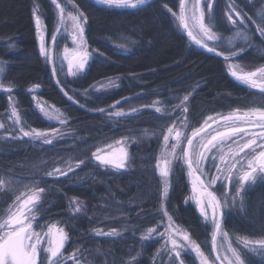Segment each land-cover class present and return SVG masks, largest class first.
<instances>
[{
    "label": "trees",
    "instance_id": "obj_1",
    "mask_svg": "<svg viewBox=\"0 0 264 264\" xmlns=\"http://www.w3.org/2000/svg\"><path fill=\"white\" fill-rule=\"evenodd\" d=\"M179 1L151 0L133 9L109 8L93 0H60L67 9L74 7L88 17L86 38L92 53L88 68L75 79L60 78L67 84L65 91L74 95L73 103L40 55L33 9L39 8L52 31L51 0H0L1 82L13 89L22 126L26 130L51 128L35 110L29 92L38 85L40 97L68 120L69 133L55 144L7 133L9 99L0 94V220L17 196L45 188L37 221L42 226L59 225L69 233L62 264H173L165 255L157 259V240L143 238L149 230L163 226L164 207L178 227L206 254L211 253L210 227L187 201L190 187L185 166L177 164L173 169L164 201L157 169L163 137L180 122L194 131L210 116L264 110V92L231 77L222 56L190 43L168 11H176ZM231 3L256 21L245 20L252 47L235 36L236 25L228 20L229 14L236 19ZM262 10L264 0H214L212 15L219 30L215 32L223 37L219 51L229 53L231 44L237 49L242 46L245 51L237 56L238 62L250 68L264 66V38L257 31ZM105 80L117 81L115 89L101 94L91 91ZM189 93L188 112L182 113L176 97L182 99ZM111 107L128 113L111 116L96 111ZM118 141L129 145L125 171L106 168L93 155ZM57 168L68 175H48ZM242 196L244 207L227 211L224 230L234 239L264 238V183L248 187ZM73 198L80 201L81 213L71 211ZM113 229L116 235L95 234ZM246 254L251 264H264L251 252ZM182 258L186 264H196L188 254Z\"/></svg>",
    "mask_w": 264,
    "mask_h": 264
},
{
    "label": "snow or ice",
    "instance_id": "obj_2",
    "mask_svg": "<svg viewBox=\"0 0 264 264\" xmlns=\"http://www.w3.org/2000/svg\"><path fill=\"white\" fill-rule=\"evenodd\" d=\"M151 0H95V3L101 6L106 7H117V8H139L143 7L146 4H149ZM51 4L55 6L57 10L58 24L64 25L65 20L70 19L72 21L71 32L73 43H78V46L82 49L73 59L68 60V73L70 75H77V73L83 72L86 66L89 63V56L91 55L86 49H84V32L85 25L88 22V17L85 16L84 12L77 9V14H68L65 16V8L62 6L58 0H51ZM199 0H196V3L193 4L191 10V16H186L185 0H180L181 13L173 12L171 8H168L169 12H172V15L178 19L181 23V26L184 29H189V24L187 21L190 19L193 21V27L198 28V35H194L192 30H188L187 35L191 37L197 45L201 48H206L208 52L216 51L215 47L209 46L205 43V40H212L214 38L213 32L219 31L215 28L214 18L212 15L213 8L212 3L208 2L206 4L207 15H208V24L204 23L205 19V10L198 7ZM229 8L232 12H235L236 19H233L231 14L228 15V20L231 21L233 25H236L235 36L236 38L243 39L247 47H252V37L247 32V25L245 20L252 21L256 23L252 17H249L247 13H244L242 9L238 7L236 3H231ZM33 16L35 19V24L37 26L38 33L41 31V16L38 14V9L34 7ZM239 21V24H237ZM257 31L260 36L264 38V10L260 13V23L257 25ZM198 36L200 38H198ZM53 41L56 40V36L51 37ZM223 39V37H221ZM41 47L40 55L45 57L46 60L52 62L51 57L49 56L48 50L46 49L43 43V37H41ZM95 51V50H93ZM245 51V47L233 48L229 50V55L225 57L226 60L233 57H237L240 53ZM67 52V48H65ZM217 55H221L222 52H217ZM103 55V53H100ZM67 59V56H65ZM233 65H229L230 74L237 81L247 84L250 87H259L261 92H264V83L258 84L256 77H264V66L258 67L255 71H248L238 74L237 71L232 70ZM63 71V68L60 69ZM4 69L0 68V73H3ZM53 77L58 75V71L55 67L52 70ZM56 83L58 85H63L61 91L64 92V95L67 96L68 100L76 103L74 95H70L68 91H65L67 84L63 81L57 79ZM0 87H3L0 84ZM38 87V85H37ZM4 91L11 92L12 88L4 87ZM31 91V89H30ZM191 93L186 94L181 99L176 97V107L180 109L182 113L188 112V101ZM35 99V97H33ZM11 100V97H10ZM116 103H120L117 101ZM83 106V105H82ZM41 112H44V108L41 107ZM96 111L106 113L104 108H97ZM137 109H132V112H136ZM157 112H160V108H156ZM107 115H124L122 112H112L106 113ZM12 115L17 116L16 108L13 106ZM45 115L49 119H52L48 113L45 112ZM253 117H256L253 119ZM226 123L224 130L217 131L214 135H210V138H201L198 144H193V138L198 136L203 128L195 129L191 137L184 136L181 139V133L177 131L174 137V143L169 144L171 134L173 133V128H168V135H164V147L169 150L168 154L173 160L182 161L187 165L188 175L191 179V191L193 193L191 199L195 202L196 206L200 210L201 216L204 217L205 221H208L209 212L211 210V220L210 224L214 229L213 234V243L215 246V233L222 231V219L228 214L227 210L229 207H235L237 198L240 199L241 208L243 205V196L242 193L246 190L247 186H254L257 182L264 183V110L252 109L248 112H243L241 114H229L226 117H221ZM208 120H213V117H208ZM17 123L20 122L19 116H17ZM66 121L61 119L60 123L63 124ZM227 122H233L228 124ZM243 122L245 125H251L253 127L259 128V132H246L245 128L241 126L240 123ZM205 124H208V121H205ZM2 127V125H0ZM23 136L30 137L33 140L41 139L43 144H51L52 139L48 138L49 133L37 130L36 128H31L30 130L25 131L21 128ZM58 131L54 129L53 133ZM239 133H244L245 136H251V139H244L243 143L239 140H234L233 143L236 144V148H229L230 154L233 156L231 162H228L225 159L224 155L219 157L220 162L224 167H220L215 163L216 155L213 153V149L217 148V141H225L232 139L234 135ZM243 139V138H241ZM186 142L187 149L182 147ZM179 149V152L177 151ZM245 149H250V152H245ZM222 151V150H221ZM244 153V156L240 159L235 157L239 156L240 153ZM121 156L119 159H110L108 156H98L96 153H93L96 160L103 166L111 165L114 169H123L126 167L128 162V152L126 149H120ZM208 153H213L209 157ZM211 160V165L209 169L205 170L203 167L205 160ZM168 161L166 160V163ZM80 163H83L81 161ZM239 165V167H237ZM159 168V164H157ZM216 169L217 175L211 174V168ZM72 169L69 168V171ZM171 169L163 168L160 170V175L165 178V197L167 196V178L170 175ZM60 174L67 176V171H62L57 168L54 172H49L48 175L52 176L54 174ZM217 181H220L223 189L226 190L229 184L234 185V195L229 198L224 194V191L221 188H218ZM3 181H0L2 184ZM45 188L40 187L38 192H33L31 195H28L26 199L21 202L20 196L16 197V202L13 205L9 206L7 217L0 220V264H62V260L58 257L62 256V249L66 241L69 239V233L65 231L63 227H57L56 224H51L47 226H42L38 222L36 224L37 228H40V231H36L33 228V221L36 220V212H39L38 201L41 199L40 193H45ZM219 193V195H218ZM231 201V204H230ZM70 205H74L71 208V211L74 213L81 212V203L76 198H73L70 201ZM30 213V215H29ZM165 215H168V212L165 210ZM169 221L172 220V217L168 215ZM44 227H47V231H44ZM155 229L149 230V234L145 235L144 239H149L152 232ZM179 229H173L171 224L166 230L168 241H170L172 247L170 250L165 249L166 251H171L174 253L173 264L176 260H179V264H186L185 259L182 258V252L187 251L189 247L194 251L198 256H203L201 249L198 245L190 241L189 235L187 232L180 233L182 239L188 243L181 244L178 243L176 237ZM96 235H105L112 236L116 235V230L113 229L112 232H101L96 231ZM227 237L228 233H223ZM160 236H164L165 233H158ZM44 237H47L45 243ZM239 243L243 245V248L247 249L249 252L257 256L262 262H264V238L257 240L249 239L248 237H237ZM227 251L231 253V258H229V264H251L250 258L246 253L242 252L239 249L233 248L230 244L227 248ZM44 254L43 256L41 254ZM220 258L219 256L217 257Z\"/></svg>",
    "mask_w": 264,
    "mask_h": 264
},
{
    "label": "rangeland",
    "instance_id": "obj_3",
    "mask_svg": "<svg viewBox=\"0 0 264 264\" xmlns=\"http://www.w3.org/2000/svg\"><path fill=\"white\" fill-rule=\"evenodd\" d=\"M93 1H95V0H93ZM58 2H60V0H58ZM208 2L212 3V8H213L214 0H199V5H198V7L200 9H204L205 10L204 23L206 25L209 22L208 21V15H207V9H206V4ZM195 3H196V0H185V8H186L185 15L186 16H189V17L191 16L192 6ZM35 8L38 9V14L41 16V20H42L41 31L39 33L37 31V26L35 24L39 46L41 47V43H42L41 37H43V43H44L46 49L48 50V53H49V56L51 57L52 62H49L43 56H42V58L46 62V64H48V66L51 68V70H53V67H55L57 69L58 75L55 77L56 81H57V79L60 80V78H64V77H68L70 79H75V78L85 74V72H86V70L88 68V65H89V63H90V61L92 59V53L90 52V49H89V46H88V43H87V38H86V25L84 26L85 27V32H84L83 41H84V49H86L91 54L89 56V63L86 66V68H85V70L83 72L77 73V75L73 76V75H70L68 73V60L73 59L80 51H82V49L78 46V43H73L72 32H71L72 21L70 19L66 18L65 24L64 25H59L58 24V17H57V10L55 9V6H54L55 24H54L53 30L49 31L48 26L45 23V19H44L43 14L40 12V10H39V8L37 6H35ZM64 8H65V16L66 17H67L68 14H77V10L74 7H73V9L71 8V10L67 9L66 7H64ZM113 8H117V7H113ZM173 12L177 13V15H179L181 13L180 1H179V5H178L177 10L173 11ZM170 14H171V16H172L177 28L180 30V32H182L187 37V39L190 41V43L192 45L199 46V45H197L195 43V41L191 37H189L187 35L188 30H192L194 35H198V33H199L198 28H194L193 27V21H191L189 19L187 21V23L189 24V29H184L181 26L180 21L178 19H176L172 15V12H170ZM34 21H35V19H34ZM230 23H231V21H230ZM53 35L56 36V40L55 41H53L51 39V37ZM213 36H214V38L212 40H205V43H207L209 46L215 47L216 51L211 52V53L212 54H216L217 52H220L219 51V49H220L219 45L221 43V39H220L219 35L215 31L213 32ZM198 38H200V37L198 36ZM231 46L234 48L233 44H231ZM231 46H229V48H231ZM65 48H67V52H65ZM228 55H229V53L222 52V54L220 56L223 57L226 70H227V72L229 73L230 76H231L230 69H229V65L230 64L233 65L232 70L237 71L238 74L243 73V72H248V71H255L257 69V68H250V67H247V66L241 64L240 62H238L237 57H233L231 59L226 60L225 57L228 56ZM65 56H67V59H65ZM0 68H3V64L1 62H0ZM61 68H63V71H60ZM1 76H2V73H0V84H2ZM255 79H257V83L258 84L264 83V77H260L258 75V77H256ZM116 84H117V81L105 80V81H102V82L94 85L93 88L91 89V91L94 92V93H100V94L101 93L111 92L112 90L115 89ZM253 88H257L260 91L259 87H253ZM30 89H31V91L29 90V92H30L31 97L33 99V105L35 107V110L51 126L50 129L43 130V132L49 133V137L48 138L52 139V143L51 144H55V143H58V142H60V141H62L64 139H66L69 136V133L67 131L68 120L66 119V117L63 115V113L61 111H59L53 105L49 104L43 98L40 97V89L39 88L32 87ZM12 92H13V89H12L11 92H8V91H4V86L0 87V94L4 93L9 99L8 117H7V120L4 123V126L6 128L5 131L7 133H9V134L15 133L17 135L23 136V132L21 131V128L24 129V127L22 126L21 119H20V116H19V112H18V109L16 108V104H15V102L12 99ZM10 97H11V100H10ZM33 97H35V99ZM13 106H15L17 116H19V119H20L19 123L16 122L17 116H13L12 115ZM41 107L44 108V112H41V110H40ZM45 112L48 113L50 116H52V119H49L48 116L45 115ZM106 112L107 113L122 112V113H124V115H126L128 113V112L120 111V110L116 109L115 107H111V108L107 109ZM241 113H243V112L237 111V112H233L232 114H241ZM124 115H119V116H124ZM111 116H113V115H111ZM255 118L256 117H253V119H255ZM61 119L65 120L66 122L61 124L60 123ZM206 121H208V124L206 125L205 122H204L202 124V126L200 127V128H203L204 131H202L198 136L193 138V144L194 145L198 144V142H200L202 137L203 138H210V135H214L217 131L224 130V126H225L226 122L223 119H221V117L220 118L219 117H213V120H208L207 119ZM227 123L228 124H232L233 122H227ZM236 123H240L241 126L245 128L246 132L251 133V132H259L260 131L259 128L253 127L251 125H245V124H243V122H236ZM172 128H173V133L171 134L170 139L168 141L169 144H172V143L175 142L174 141V137H175V133L177 131H179L182 134L181 135V139H183L184 136L191 137V134L193 132L191 130L186 129V127L183 126L181 122L176 124V125H174ZM54 129H58V131L53 133ZM24 130L27 131L26 129H24ZM24 137H26V136H24ZM26 138H29V139L33 140L30 137H26ZM241 138H243V139H241ZM244 139H251V136H245L244 133H239L237 135H234L232 137V139H228V140H225L223 142L217 141L216 142L217 143V148L213 149V153H215V155H216L215 163L217 165H219L220 167H224V165L220 162V159H219V157L221 155H224L225 159L228 162H231L232 159H233V156L230 154V151H229L230 146H231V148L234 149V148H236V144L233 143V141L234 140H239L241 143H243ZM34 141L42 143L41 139H35ZM164 144H165V142H164ZM182 147L187 149L186 142L182 145ZM121 148L126 149V151L128 152V162L126 164V167L123 168V169L117 170V169H114L111 165H109V166H106V168H109V169L114 170V171H125V170H128V168H129V154L130 153H129V145H128V143L126 141H118V142L106 147L105 150L102 153H100L98 156L121 154L120 153V149ZM177 151L179 152V149ZM250 151H251L250 149H245V152H250ZM168 152H169V150L166 149L164 147V145H163L162 152L160 154V159H159V162H158L159 168L157 167L158 174L160 175V170L161 169L167 167V168L171 169V171H170V175H171L173 169L175 168V166L177 164H181V165L185 166L186 172H187V176H188V180H189V187H190V191H189V195H188L187 201H188L189 204H191L194 207H196L198 209V212L200 213L199 208L196 206L195 202L191 199V197L193 195V193L191 191V179L192 178L188 175L187 165L185 163H183L182 161L173 160L171 158V156H169ZM213 153H208L209 157H211ZM243 156H244V153L242 152V153H240L239 156H237L235 158L236 159H240ZM166 160L168 161L167 163H166ZM96 162L99 163L98 160H96ZM210 165H211V160L210 159L209 160H205L203 167L205 168V170H207V169H209ZM237 167H239V165H237ZM211 174L212 175H217L216 169L214 167L211 168ZM170 175L167 178V196L165 197V194H164V201L165 202H166V199H167L168 193H169ZM160 177H161V180H162V183H163V186H164V192H165V187H166L165 182H164L165 178H163L161 175H160ZM0 181H1V179H0ZM216 186L218 188H221V190L224 191V194L227 195L229 198H231V196L234 195V190H233L234 189V185L229 184L228 188L226 190H224L223 186L220 183V181H217V185ZM2 187H3V183L0 184V193L2 191ZM248 187H250V186L246 185V189ZM33 192H38V190H34V191H31V192H27V193H22L20 195L21 202L24 199H26L28 195H31ZM243 193H242V195H243ZM39 195H40L41 199L38 201V205L40 204V202L42 200V193H40ZM218 195H219V193H218ZM14 202H16V198H15ZM14 202H13V204H14ZM230 204H231V201H230ZM72 207H74V205H70V208H72ZM239 207H240V199L237 198V202H236L235 207H231L230 206L228 210L238 209ZM81 212H82V205H81ZM81 212H79V213H81ZM163 212H164V216H165V222H164L163 226L160 229H155V231L151 233L149 238L157 240L159 242V244H160V249H159V252H158V258L157 259H160V257H163L164 255L166 256L167 259H173L174 258V253H172L171 251H166L165 250V249L170 250L171 247H172L170 241H168L167 232H166V230L169 228V224H171L173 229H179L180 230L179 232H177L176 237H175L177 239L178 243L185 244V243H188V242L184 241L182 239V235L180 234V233L185 232V231L182 230L180 227H178V225L174 222L173 219L171 221H169V219H168V215L169 214L165 215V207L163 208ZM208 212H209L208 221H205L203 216H201V217L203 218L205 223H207L209 225L210 230H211V244H210L211 253H210V255L206 254L200 248L201 252L203 253V256H198L194 251L191 250V247H189L187 249V251L182 252V255L183 254H188L189 257L190 256L193 257L194 260L196 261V264H229V258H231V253L227 251V248H228L229 244L233 248L239 249V250H241L244 253L249 252L247 249L243 248V245L241 243H239L237 239L232 238L229 234L227 235V237L224 236L223 233L226 232L224 230V226H223V221H224V217L225 216L223 217V219L221 221V223H222V231L215 233V246H214L213 239H212L213 234H214V229L212 228V226L210 224L211 210L209 209ZM7 214H8V212H7ZM7 214H6L5 218L7 217ZM29 215H30V213H29ZM37 222L38 221H37V215H36V220L33 221V228L36 231H40V228L36 227ZM57 227H60V226L57 225ZM44 231H47V227H44ZM158 233H165V235L164 236H160V235H158ZM148 234H149V232L147 233V235ZM189 238H190V241L192 243L197 245V243L190 237V235H189ZM44 241L46 243L47 237H44ZM67 243H68V240L66 241V243L64 245V248L61 250L62 253H63L65 247L67 246ZM251 254H253V253H251ZM41 255L43 256L44 254L42 253ZM218 256L220 257L219 259L217 258ZM58 259H60V257H58ZM176 261L178 262L179 260H176Z\"/></svg>",
    "mask_w": 264,
    "mask_h": 264
},
{
    "label": "water",
    "instance_id": "obj_4",
    "mask_svg": "<svg viewBox=\"0 0 264 264\" xmlns=\"http://www.w3.org/2000/svg\"><path fill=\"white\" fill-rule=\"evenodd\" d=\"M108 156L110 159H119L121 154H115V155H106Z\"/></svg>",
    "mask_w": 264,
    "mask_h": 264
},
{
    "label": "flooded vegetation",
    "instance_id": "obj_5",
    "mask_svg": "<svg viewBox=\"0 0 264 264\" xmlns=\"http://www.w3.org/2000/svg\"><path fill=\"white\" fill-rule=\"evenodd\" d=\"M257 184V183H256Z\"/></svg>",
    "mask_w": 264,
    "mask_h": 264
}]
</instances>
